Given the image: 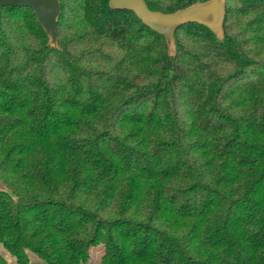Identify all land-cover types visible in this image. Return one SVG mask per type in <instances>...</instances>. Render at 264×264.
<instances>
[{
  "label": "trees",
  "instance_id": "1",
  "mask_svg": "<svg viewBox=\"0 0 264 264\" xmlns=\"http://www.w3.org/2000/svg\"><path fill=\"white\" fill-rule=\"evenodd\" d=\"M165 14L208 0H144ZM58 49L0 12V245L16 264H264V0L166 39L60 0ZM0 264H10L0 254Z\"/></svg>",
  "mask_w": 264,
  "mask_h": 264
},
{
  "label": "water",
  "instance_id": "2",
  "mask_svg": "<svg viewBox=\"0 0 264 264\" xmlns=\"http://www.w3.org/2000/svg\"><path fill=\"white\" fill-rule=\"evenodd\" d=\"M226 2L227 0L197 2L169 14L150 10L144 0H109V6L115 10L133 12L143 24L164 36L169 55L175 56V32L189 23L205 26L218 40H223ZM5 7L31 9L47 35L48 45L58 49L57 28L61 15L60 0H0V12Z\"/></svg>",
  "mask_w": 264,
  "mask_h": 264
},
{
  "label": "rangeland",
  "instance_id": "3",
  "mask_svg": "<svg viewBox=\"0 0 264 264\" xmlns=\"http://www.w3.org/2000/svg\"><path fill=\"white\" fill-rule=\"evenodd\" d=\"M0 254L3 255L10 264H16L14 257L2 245H0ZM103 254L104 247H93L90 250V258L87 264H100ZM30 260V264H46L43 260L40 259V257L33 253L30 254Z\"/></svg>",
  "mask_w": 264,
  "mask_h": 264
}]
</instances>
